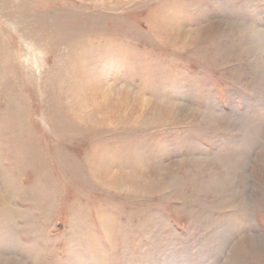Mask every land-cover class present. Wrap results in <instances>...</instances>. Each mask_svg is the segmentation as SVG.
Returning a JSON list of instances; mask_svg holds the SVG:
<instances>
[{
    "label": "rangeland",
    "instance_id": "obj_1",
    "mask_svg": "<svg viewBox=\"0 0 264 264\" xmlns=\"http://www.w3.org/2000/svg\"><path fill=\"white\" fill-rule=\"evenodd\" d=\"M9 176L0 259L264 264V0H0Z\"/></svg>",
    "mask_w": 264,
    "mask_h": 264
},
{
    "label": "bare ground",
    "instance_id": "obj_2",
    "mask_svg": "<svg viewBox=\"0 0 264 264\" xmlns=\"http://www.w3.org/2000/svg\"><path fill=\"white\" fill-rule=\"evenodd\" d=\"M20 10V9H19ZM39 15V14H38ZM171 26L173 29H175L176 31L179 30V29H183V27L176 21V22H173L171 23ZM167 103V106H172L173 103H171L169 100L166 101ZM244 180H246V183H247V178H245ZM249 182V180H248ZM4 185H5V194H3L1 191H0V211L2 212L3 214V217H4V220H9V221H13L14 218H16V216H18L19 213L23 214V210H21L20 208L14 206L12 204V200L10 197L14 198L13 200H15L16 198V194L18 193V191H16L17 186L15 185V181L13 179V177L9 176V178L7 179H4ZM8 193H11L9 194V198L7 197V194ZM16 221V220H15ZM12 223V222H11ZM15 223V222H14ZM27 227V226H26ZM98 253V252H97ZM106 258V257H105ZM2 261V262H1ZM23 264V262H21V260H18L17 258H9V260L7 261L6 259L4 258H1L0 259V264Z\"/></svg>",
    "mask_w": 264,
    "mask_h": 264
}]
</instances>
